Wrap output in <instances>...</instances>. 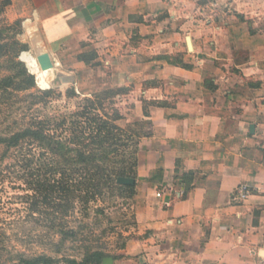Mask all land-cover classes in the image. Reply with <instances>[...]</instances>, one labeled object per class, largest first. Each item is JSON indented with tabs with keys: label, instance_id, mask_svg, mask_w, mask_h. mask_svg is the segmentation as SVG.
<instances>
[{
	"label": "crops",
	"instance_id": "crops-1",
	"mask_svg": "<svg viewBox=\"0 0 264 264\" xmlns=\"http://www.w3.org/2000/svg\"><path fill=\"white\" fill-rule=\"evenodd\" d=\"M7 8L32 24L53 72L60 66L76 92L128 89L116 100L119 123L150 122L138 142L133 236L113 264H256L264 0H11ZM90 51L92 64L78 59ZM241 183L253 193L233 202Z\"/></svg>",
	"mask_w": 264,
	"mask_h": 264
},
{
	"label": "trees",
	"instance_id": "trees-1",
	"mask_svg": "<svg viewBox=\"0 0 264 264\" xmlns=\"http://www.w3.org/2000/svg\"><path fill=\"white\" fill-rule=\"evenodd\" d=\"M10 4L11 0H0V60L7 70L0 77V123L6 128L0 134L2 159L15 151L16 155L7 169L11 173H19V178H25L33 191L31 197L37 199L34 201L35 210L49 222V225L46 223L47 230L56 234L60 243L77 240L90 228L91 223L85 216L92 209L91 203L108 195L130 201L133 198L135 182L132 185L119 184L117 180L122 177L135 180L138 142L148 134L146 128L150 122L119 123L124 116L116 106V100L128 89L107 88L83 96L73 85L64 93L49 87L53 80V67L40 69L36 55L43 46L35 31L30 33L29 39L36 54H22L27 65L18 58L29 46L16 39L23 32L22 20L16 19L11 23L4 20V12ZM96 58L94 51L78 56L88 65ZM166 58L174 64L188 67L179 59ZM38 77L44 78L45 89L36 87ZM13 96L27 99L29 109L62 97L75 101L72 110L54 111L42 117L33 114L24 121L17 119L18 115H14L12 110H1ZM0 175V180L7 176L3 172ZM186 176L191 181L193 174ZM93 211L101 213L102 209L96 207ZM71 215L74 225L67 221ZM6 239L9 237L0 225V264H57L60 261L59 257L46 253L27 254L19 250L13 253L8 249ZM49 243L56 245L54 239H49ZM52 252L59 254L60 247L52 249ZM104 257L117 258L88 247L80 262L74 259L67 261L72 264H102Z\"/></svg>",
	"mask_w": 264,
	"mask_h": 264
},
{
	"label": "rangeland",
	"instance_id": "rangeland-1",
	"mask_svg": "<svg viewBox=\"0 0 264 264\" xmlns=\"http://www.w3.org/2000/svg\"><path fill=\"white\" fill-rule=\"evenodd\" d=\"M16 13L15 9L6 8L3 15L5 22L11 23L16 20H12ZM31 26L32 24H22L23 32L16 36L17 40L21 43H27L29 46L27 51L20 53L19 57L21 58L22 54L26 52L36 54L29 39L30 33L35 31L34 28H30ZM28 70L30 71L29 67ZM6 73L4 62L0 60V77ZM53 77L49 87H55L62 93L71 85L65 81L66 78L62 74L60 66L56 67L55 76ZM38 81L39 84L36 83V87L38 89L43 88L44 78L38 77ZM82 88L83 86L77 87L79 91ZM27 101L25 98L22 99V96H13L1 110H12L14 115H18L17 119L26 121L33 114L42 117L44 114H50L54 111L72 110L75 100H67L62 97L47 105H40L32 109L28 108ZM5 131V126L0 123V134ZM2 151L3 147L0 146V171L3 172V175L7 174V176L2 179L3 181L0 180V225L9 237V239H6V245L11 252L14 253L19 250L27 254L46 253L54 255L60 258L57 264H72L67 261L69 259L80 262L88 247L100 249L109 255L119 256L117 253L120 248L133 236L134 219L132 218L130 200L108 195L103 200L94 201L91 203L92 209L89 215L85 216L86 221L91 224L83 237L60 243L59 237L47 230L49 222L45 221L40 212L35 210L34 205L36 203L34 201L37 199L31 197L33 191L28 187L25 178H19V173H11L10 169H7L14 159L13 156L16 155L15 151L10 152L9 157L4 159H2ZM96 207L102 209L101 213L93 211ZM77 215L80 216L79 213ZM67 221L69 225L75 224L72 215L67 217ZM49 239H54L56 245L50 244ZM58 246L60 247V253L55 254L52 249H57Z\"/></svg>",
	"mask_w": 264,
	"mask_h": 264
},
{
	"label": "water",
	"instance_id": "water-1",
	"mask_svg": "<svg viewBox=\"0 0 264 264\" xmlns=\"http://www.w3.org/2000/svg\"><path fill=\"white\" fill-rule=\"evenodd\" d=\"M186 42H187V46H188L189 50H191V42H190L189 36H186ZM19 59L25 63V61L21 57H19ZM36 59L38 61V64H39V67L41 70H46V69L54 66V63L52 61L50 54L44 48H42L37 53ZM46 88H49V87H46ZM41 89H43V88H41ZM117 182L119 184H131L132 185V184H134L135 180L132 178L122 177V178H118ZM102 264H113V258L112 257H104L102 260Z\"/></svg>",
	"mask_w": 264,
	"mask_h": 264
},
{
	"label": "built area",
	"instance_id": "built-area-1",
	"mask_svg": "<svg viewBox=\"0 0 264 264\" xmlns=\"http://www.w3.org/2000/svg\"><path fill=\"white\" fill-rule=\"evenodd\" d=\"M164 193V190H158L156 192L157 197H161ZM253 193V188L248 183H241L234 194L232 195L233 202H243L245 201L251 194ZM168 204V203H167ZM256 264H264V255L260 258V260Z\"/></svg>",
	"mask_w": 264,
	"mask_h": 264
},
{
	"label": "bare ground",
	"instance_id": "bare-ground-1",
	"mask_svg": "<svg viewBox=\"0 0 264 264\" xmlns=\"http://www.w3.org/2000/svg\"><path fill=\"white\" fill-rule=\"evenodd\" d=\"M53 76H55V72H53ZM54 78V77H53Z\"/></svg>",
	"mask_w": 264,
	"mask_h": 264
}]
</instances>
